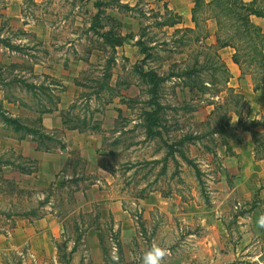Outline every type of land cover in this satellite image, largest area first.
<instances>
[{"label":"rangeland","instance_id":"1","mask_svg":"<svg viewBox=\"0 0 264 264\" xmlns=\"http://www.w3.org/2000/svg\"><path fill=\"white\" fill-rule=\"evenodd\" d=\"M22 1V22L52 28L37 36L0 13V139L67 146V155L62 174L47 182L49 166L38 178L23 148L0 153V229L14 230L12 215L56 214L59 264H140L153 244L169 249L164 264H262L264 173L241 187L231 143L233 128L251 126L264 106L235 90L217 43L199 42L216 19L212 8L198 0L187 31L165 0ZM43 58L57 76L35 72ZM238 67L255 89L250 66ZM67 117L85 128L64 124ZM65 128L89 136L95 152L64 139ZM3 161L30 176H3ZM115 200L120 219L109 206ZM2 255L4 264H56L25 245Z\"/></svg>","mask_w":264,"mask_h":264},{"label":"crops","instance_id":"2","mask_svg":"<svg viewBox=\"0 0 264 264\" xmlns=\"http://www.w3.org/2000/svg\"><path fill=\"white\" fill-rule=\"evenodd\" d=\"M35 2H40L42 0H33ZM166 5L169 9H171L173 12H176L180 20H178L175 25L178 27H187V28H195L196 27V19L193 18V9L195 7L196 0H165ZM210 0H204V4H207ZM244 1H250V0H244ZM23 4L22 0H6L5 6L0 7V13L5 15V17H10L11 20L16 23L15 25H20L24 29H28L29 31H34L37 36L39 35V32H41V29L49 30L51 29L50 23H47L45 20H39L34 19L28 22H22L23 15L21 14V5ZM251 19L255 22L260 24L264 27V18L260 16L252 15ZM39 20V21H37ZM209 22V25L207 27L209 28L208 34L205 37H201L199 39L200 43H208V44H216V34H215V25L217 23L216 19H207ZM21 21V22H19ZM12 22V21H11ZM19 23V24H18ZM215 23V25H214ZM211 25V28L209 27ZM27 30V31H28ZM26 31V30H25ZM47 34V33H46ZM218 50V53H222L221 57L225 64L230 69V72L232 73L233 77L231 78H237L238 81L236 83H233L232 85L235 88V90L240 91L244 94L243 97L250 98L253 96L255 98V101L253 104L257 106H264V87L253 89L251 84L248 81V77H239L240 75V69L237 65V63L232 61V48L230 46H223L220 47ZM41 64L36 66L35 72L37 73H45L48 75H55L58 74L53 73L51 64H47L45 59H41ZM37 64V63H36ZM55 71V70H54ZM62 75H66L65 70L62 71ZM67 83H70L71 79H66L63 77ZM72 89V87L68 86L65 93H69V90ZM258 99V100H257ZM248 106H250V102H248ZM253 107V106H252ZM45 118V117H44ZM54 126L56 127H62V119L59 115L51 114L50 118ZM45 120V119H44ZM45 123V122H44ZM65 135L64 139L69 141L72 145H75L78 147V149H81L82 147L86 150L90 149L92 152H95V148L92 145L94 142L89 136L85 135L82 132H79L78 130L74 129H64ZM234 130V140L237 142L236 144H232V151L233 158L236 161V169L237 174L241 175V187L243 186L244 182H246L247 185V179L249 175H251L253 172H260L259 174L264 173V157L259 158L255 154V150L253 148V145L250 141V132L247 129H244L242 127H235ZM67 136V138H66ZM240 137V138H239ZM6 139V140H5ZM230 139V138H229ZM233 140L231 137L230 141ZM236 145V146H235ZM17 146L19 148H23L25 150V153L28 152L29 158L34 160L39 165V170H37V177L39 178L42 169L45 166H49L50 169H47L44 177V181L50 182L53 179H56V177H59L62 174L61 168L63 165V159H65L66 148L65 147H58L55 148V150H45V149H39L37 148V141H35L33 138L25 137V138H17L10 136L8 139L3 138V140L0 139V153L3 152L5 149H16ZM229 153L227 154V156ZM13 159V158H11ZM14 161H17L15 158ZM3 167H9L6 168V170H2L1 174L6 177H10L8 172L12 173V177H19V174L21 175H27L30 176L27 173H23L20 169L17 167H13V164L11 162L3 161L1 162ZM249 169V170H248ZM44 170V169H43ZM46 175V176H45ZM260 175L258 177H260ZM31 177H34L31 176ZM36 178V177H35ZM18 181V180H17ZM94 185V184H91ZM264 190V187L261 188ZM264 199V196H261ZM119 200L111 201L109 203V206L111 207L112 213L114 215L115 219H120L123 217V214H121L118 209H120ZM57 215L49 212L44 213L40 217L28 219L24 215H12V227L13 231H7L8 236L5 234V232L0 229V264H4L3 262V251L5 248H10L14 250H19V248L23 247L24 245L28 249V253L31 255H37L39 253L47 255V257H51L56 264H59L57 259L55 258V252L56 248L52 244V239L57 237L60 234V225L57 221ZM5 243H8L6 246Z\"/></svg>","mask_w":264,"mask_h":264},{"label":"trees","instance_id":"3","mask_svg":"<svg viewBox=\"0 0 264 264\" xmlns=\"http://www.w3.org/2000/svg\"><path fill=\"white\" fill-rule=\"evenodd\" d=\"M197 3L198 0L195 4ZM98 5L96 3L97 7H99ZM207 5L212 8V14L219 23L218 29L215 31L217 46L232 47V59L240 66L241 71H245V65L250 66L251 73L254 75V88L264 87V27L251 19L252 15L264 18V0H210ZM96 18H98V14H95ZM193 18H196L195 14H193ZM184 30L192 31L193 28L185 27ZM104 33L106 34V32ZM108 40L109 43L114 44L113 46L122 43L121 37L116 40L109 37ZM63 123L78 130H83L86 124L85 120L77 123L71 117H67ZM260 127L264 131V115L254 120L251 126H246V129L252 133L256 156L263 158L264 144L259 137L263 132L258 130Z\"/></svg>","mask_w":264,"mask_h":264},{"label":"clouds","instance_id":"4","mask_svg":"<svg viewBox=\"0 0 264 264\" xmlns=\"http://www.w3.org/2000/svg\"><path fill=\"white\" fill-rule=\"evenodd\" d=\"M257 226L264 228V214L257 219ZM169 255V249L159 244H153L140 257V264H164L165 258ZM264 264V262H262Z\"/></svg>","mask_w":264,"mask_h":264}]
</instances>
